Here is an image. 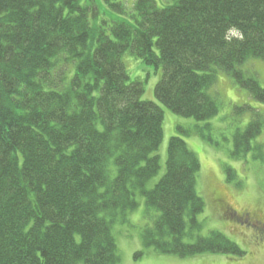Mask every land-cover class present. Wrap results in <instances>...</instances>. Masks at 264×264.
Segmentation results:
<instances>
[{
  "label": "trees",
  "instance_id": "trees-1",
  "mask_svg": "<svg viewBox=\"0 0 264 264\" xmlns=\"http://www.w3.org/2000/svg\"><path fill=\"white\" fill-rule=\"evenodd\" d=\"M91 1L0 0V264H118L112 226L137 194L144 248L242 257L223 232H200V162L180 136L147 186L160 169L163 112L141 98L143 82L130 80L122 57L160 68L155 97L181 116L217 115L219 71L264 104L243 69L264 59V0H99L113 14L100 18ZM234 108L250 120L233 133L230 157L264 166V111Z\"/></svg>",
  "mask_w": 264,
  "mask_h": 264
},
{
  "label": "rangeland",
  "instance_id": "rangeland-1",
  "mask_svg": "<svg viewBox=\"0 0 264 264\" xmlns=\"http://www.w3.org/2000/svg\"><path fill=\"white\" fill-rule=\"evenodd\" d=\"M96 1L92 0L90 3L96 17L100 18L103 10L108 17L113 15L104 3L102 7L99 0ZM156 1L158 5L163 3L162 0ZM122 61L130 80L139 79L143 82L144 92L141 98L155 102L163 112V137L155 152L159 155L160 169L147 182V186L151 187L163 176L169 138L173 135L180 136L197 153L200 162L196 183L197 191L205 204L198 217L202 221L200 232L207 234L212 229L221 231L238 244L244 253L242 257L211 252L178 257L144 248L140 238L147 218L144 215V197L137 194L136 208L127 213L124 222H115L112 226L120 254L118 264H264V234L257 233L251 227V221L245 223L241 216L248 212L252 217L264 221V166L252 159L250 154L237 160L230 157L233 133L236 128L246 126L250 120L249 114L238 115L234 106L249 104L264 111V104L250 97L247 90L239 87L232 76L219 71L217 82L211 89L218 98L219 111L207 121H197L170 111L156 99L154 87L162 73L160 68L145 64L130 51L123 55ZM243 69L255 75L260 86L264 88V59L253 58L244 64ZM206 123L210 125L208 129L205 127ZM197 129L208 135L210 140L203 139ZM258 138L264 140V134ZM227 167L232 171L228 180L225 171ZM219 193L223 194L224 202H218ZM226 207L236 211L241 221L231 215L232 210L227 212Z\"/></svg>",
  "mask_w": 264,
  "mask_h": 264
},
{
  "label": "flooded vegetation",
  "instance_id": "flooded-vegetation-1",
  "mask_svg": "<svg viewBox=\"0 0 264 264\" xmlns=\"http://www.w3.org/2000/svg\"><path fill=\"white\" fill-rule=\"evenodd\" d=\"M217 196H219L218 202H224L225 201V199H223V194L222 193H219ZM241 216H243L245 218V221H249L250 220L252 225L258 226L260 228V230H264V224H262L264 222L258 221V219L252 217L250 213L247 212L246 214H243Z\"/></svg>",
  "mask_w": 264,
  "mask_h": 264
}]
</instances>
